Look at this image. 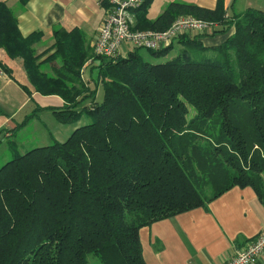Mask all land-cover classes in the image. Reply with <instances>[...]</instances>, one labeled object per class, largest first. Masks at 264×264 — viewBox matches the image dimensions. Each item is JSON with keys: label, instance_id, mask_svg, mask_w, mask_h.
Instances as JSON below:
<instances>
[{"label": "trees", "instance_id": "obj_1", "mask_svg": "<svg viewBox=\"0 0 264 264\" xmlns=\"http://www.w3.org/2000/svg\"><path fill=\"white\" fill-rule=\"evenodd\" d=\"M142 1L134 29L164 31L181 16L217 27L179 41L178 54L156 64L141 49L94 56L73 31L55 37V53L44 60L63 61L65 70L51 78L31 47L40 35L23 37L0 3V48L21 59L25 94L60 97L63 108L48 109L60 124L89 121L64 142L24 154L8 142L12 158L0 167V264H88L89 256L145 264L141 228L206 208L233 187H251L264 204V12L226 16L224 0L214 9L172 2L149 21L150 1ZM215 35L225 39L211 47L199 38ZM173 43L146 51L161 59ZM90 57L94 88L85 93L77 68ZM0 70L11 76L1 61Z\"/></svg>", "mask_w": 264, "mask_h": 264}, {"label": "crops", "instance_id": "obj_2", "mask_svg": "<svg viewBox=\"0 0 264 264\" xmlns=\"http://www.w3.org/2000/svg\"><path fill=\"white\" fill-rule=\"evenodd\" d=\"M149 1L144 13L149 21L155 20L172 2L192 4L207 9H214L217 2V0ZM241 2H245V0ZM0 3H4L11 10L14 19H16L18 32L23 37L36 32L40 35V38L31 47L40 57L39 70L51 78L59 77L56 72L65 70L60 57H55L49 62L44 61L47 56L55 53L53 46L55 37L61 38L77 31L78 39L83 42V47L92 52V43L98 36L106 10V4L102 0H0ZM236 4H238L237 0H224L226 16L240 14L248 8L264 12V5L250 6L248 2L241 3L246 5L245 9L243 6L239 10L237 8V12H235ZM138 13L137 11L132 13L133 28L136 27ZM194 37L196 34L191 32L176 41L179 51L182 49V44L179 41ZM199 38L204 46L211 47L219 45L225 36L215 35ZM133 49L130 45L125 44L121 49L120 57H126L128 52ZM91 59L92 57L88 58L77 69L80 84L84 88L92 89V87L94 88L92 78L95 76L93 67L97 62L92 63ZM15 60L9 59L5 51L0 48V61L10 69L11 74L9 76L0 70V90L3 87H10L12 82L18 84L13 76V70L17 69ZM17 64V71L26 81L25 84L20 85L29 87L30 84L21 61H18ZM68 84L71 87L73 85L72 83ZM6 98L10 97L6 96ZM27 99L34 106L33 113L38 114L49 112L48 109L52 108L60 110L64 106V101L55 95L42 96L35 92ZM7 120L6 122L10 125L11 122ZM76 127L78 126L72 127L71 133ZM62 132L66 133L64 129ZM68 135L70 136V133ZM262 230H264L263 202L251 187H233L212 200L206 208H196L155 222L141 228L138 235L145 264H225L230 257L243 248L245 243ZM256 264H264V252Z\"/></svg>", "mask_w": 264, "mask_h": 264}, {"label": "built area", "instance_id": "obj_3", "mask_svg": "<svg viewBox=\"0 0 264 264\" xmlns=\"http://www.w3.org/2000/svg\"><path fill=\"white\" fill-rule=\"evenodd\" d=\"M106 3L105 15L99 33L92 43V55L113 59L120 56L125 44L134 49L153 52L169 47L179 38L194 32L209 35L217 27L215 23L181 16L164 31L137 30L133 28L131 16L142 5V0H102ZM264 252V230L245 243L225 264H256Z\"/></svg>", "mask_w": 264, "mask_h": 264}, {"label": "rangeland", "instance_id": "obj_4", "mask_svg": "<svg viewBox=\"0 0 264 264\" xmlns=\"http://www.w3.org/2000/svg\"><path fill=\"white\" fill-rule=\"evenodd\" d=\"M241 1L243 0H237L238 4H236L235 6L234 9L235 12H237V8L239 10V8L241 9L244 6L241 3L245 4L248 2V5L250 4V6L264 5V0H260L258 2L256 0H245V2H241ZM245 6L243 7L244 9ZM173 44H174L173 50L170 51L168 54H166V56H164L161 59H155L151 57L145 49H141L140 53L144 56V58L148 62L152 64L164 63L174 58L179 52V47L177 46L178 43L174 41ZM209 55L210 53L207 54V56ZM196 58L201 59L203 58V56H199V57L196 56ZM18 61H21V59L18 58L15 60L14 63L17 69L13 70L14 72L13 76L18 81V84L16 82H12L10 84V87L7 88L3 87V89L0 90V167L2 166V164L4 165L12 158V152L7 146L9 141L15 142L17 146L16 148L17 151L20 154H24L25 152L32 150L34 148H39V147L41 148L52 145L54 142L62 143L69 136L68 134L71 133L72 127H74L75 125L83 126L84 124L89 122L86 118H82L75 125H63L57 122V120L50 112L46 111V112H40L39 114L35 113L34 118H32L33 120L28 119L23 127L16 130L15 133L12 132L11 129L13 128V126H15L16 124H21V122H23L30 115H32L33 113L32 110L34 107L32 102H29V100L27 99V97L29 96L25 94V92L21 88L20 84H25L26 81L21 77L19 71H17ZM86 89L87 88H85L84 92L88 93ZM95 94H96L95 95L96 100L99 101L100 99H102V88L100 87V85L97 89V93ZM6 96L10 98L7 99ZM89 100H87L86 102H88ZM191 114H192V110L189 111V115ZM6 120L11 122V124L9 125L8 122H6ZM63 129L66 131L65 134H63L62 132ZM211 192L212 190L207 192V196H210ZM87 263L101 264L94 256H89Z\"/></svg>", "mask_w": 264, "mask_h": 264}]
</instances>
